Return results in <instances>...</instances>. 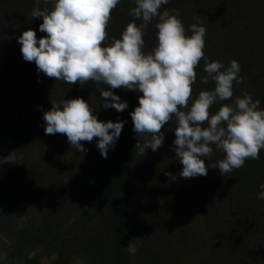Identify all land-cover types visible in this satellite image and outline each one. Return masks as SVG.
<instances>
[{"label":"trees","instance_id":"1","mask_svg":"<svg viewBox=\"0 0 264 264\" xmlns=\"http://www.w3.org/2000/svg\"><path fill=\"white\" fill-rule=\"evenodd\" d=\"M34 4L0 0V130L7 132L9 113H16L7 137L10 151L36 149L32 158L0 163L3 264H43L44 258L47 264H73L77 257L92 264H264V200L257 199L264 183V149L258 160L248 159L221 175L211 166L225 154L213 146L211 157L204 158L207 175L183 178L173 117L162 128L163 145L142 155L135 147L140 138L130 115L142 93L112 89L128 107L123 112L105 109L100 90L110 86L54 80L23 59L18 43L22 32L30 28L37 39L46 35L39 29L43 18L31 19ZM40 7L52 5L41 0ZM133 7L135 0H120L112 10L105 45L119 39L129 22L142 23L129 14ZM172 9L180 11L187 34L196 22L206 28L209 61L225 66L233 59L239 62L243 82H233V100L247 92L264 110V0H169L160 11ZM157 22L153 18L145 30V53L157 45ZM203 67L201 60L193 100L201 90L214 88V82L201 83ZM76 97L84 98L99 120L124 121L107 158L96 138L82 142L87 149L82 153L66 135L45 134L43 116L52 102ZM224 103L232 100L212 105L210 113ZM24 204L37 214L22 225L17 214Z\"/></svg>","mask_w":264,"mask_h":264},{"label":"clouds","instance_id":"2","mask_svg":"<svg viewBox=\"0 0 264 264\" xmlns=\"http://www.w3.org/2000/svg\"><path fill=\"white\" fill-rule=\"evenodd\" d=\"M119 2L44 0L52 7L42 9L41 0H35L31 19L43 18L39 29L46 35L37 39L30 28L22 32L18 43L23 59L34 62L38 73L54 80L71 85L79 82L81 86L94 81L110 86L100 90L105 109L123 112L128 107L112 89L142 93L138 106L130 113L133 130L140 138L135 147L142 155L147 149L155 152L163 145L162 128L175 117L174 146L183 165L179 173L183 178L207 175L204 158L211 157L213 146L225 154L211 166L221 175L243 167L248 159L258 160L264 149V110L259 107L260 100H253L247 92L233 100V82H243L239 62L233 59L225 66L220 61H209L204 54L206 28L196 22L187 34L178 9L160 11L169 0H135L129 14L142 23L129 22L119 39L105 45L107 25ZM157 17V45L145 53L144 33ZM201 60L206 73L201 83L214 82V88L201 90L193 100L192 85ZM228 100L232 103L221 104L215 114L210 113L212 105ZM43 119L46 135H66L70 146L79 152H87L82 142L96 138L104 158L124 125L121 120H99L82 97L52 102ZM165 175L175 179L171 172ZM259 188L257 199L264 200V183Z\"/></svg>","mask_w":264,"mask_h":264},{"label":"rangeland","instance_id":"3","mask_svg":"<svg viewBox=\"0 0 264 264\" xmlns=\"http://www.w3.org/2000/svg\"><path fill=\"white\" fill-rule=\"evenodd\" d=\"M219 28V26H218ZM218 33V31H217ZM9 96H13L12 92H8ZM6 94V96H8ZM11 96V97H12ZM9 104V103H8ZM9 116H12V118L10 119L11 121L8 123V125L6 126L7 132H3L2 130H0V163L4 162V161H17V160H21L23 158L26 157H33L35 155L36 149L30 150V151H24V152H19V153H15L13 151H10L9 149V138L8 137V133L14 128V125L17 121L18 115L16 113L14 114H10ZM37 214V210L35 208H32L30 204H24L21 206L19 213L17 214V218L19 219L20 222H22V225L26 224L28 220L30 219H34L35 216ZM3 236H0V242L2 241ZM131 248V252H135L136 251V244H132L130 246ZM4 255L2 254V257L0 256V264H3V259H4ZM48 260L46 258H44L43 264H47ZM11 264V263H8ZM73 264H92L90 261H88V258H75Z\"/></svg>","mask_w":264,"mask_h":264}]
</instances>
